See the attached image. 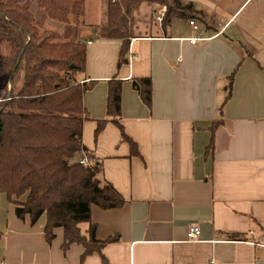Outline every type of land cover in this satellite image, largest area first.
Segmentation results:
<instances>
[{
  "label": "crops",
  "instance_id": "crops-1",
  "mask_svg": "<svg viewBox=\"0 0 264 264\" xmlns=\"http://www.w3.org/2000/svg\"><path fill=\"white\" fill-rule=\"evenodd\" d=\"M88 1L84 23L62 26L86 47L84 70L72 77L93 82L82 97V143L124 198L117 208L91 205L90 220L97 239L118 240L104 247L105 261L94 252L81 262L80 245L61 249L62 228L47 243L45 215L34 224L16 217L0 192V264H264V0H182L200 13L167 26L155 17L150 33L129 38L119 65L121 41L90 26L103 19L102 0L94 22ZM113 77L122 81L120 122L138 155L105 113ZM132 77L150 78L149 108ZM191 226L200 228L196 241L186 239Z\"/></svg>",
  "mask_w": 264,
  "mask_h": 264
},
{
  "label": "trees",
  "instance_id": "trees-1",
  "mask_svg": "<svg viewBox=\"0 0 264 264\" xmlns=\"http://www.w3.org/2000/svg\"><path fill=\"white\" fill-rule=\"evenodd\" d=\"M35 1L51 20L82 24L86 0ZM104 1L107 25L96 35L121 41L118 65L126 62L129 17L141 3L166 6L163 26L174 18L188 20L200 13L191 2L182 0ZM85 53L84 41L61 40L57 32L41 30L27 5L0 0V77L5 98L0 101V192L15 205L16 217L28 216L34 224L45 215L43 236L47 243L54 238V229L62 228L61 249L65 251L72 243L80 245L81 262L94 252L105 261L104 247L118 240L117 235L102 240L95 237L91 205L110 209L124 204L122 195L105 179L102 162L82 143V125L88 119L82 97L93 82L81 83L72 75L84 70ZM231 77L225 100L231 93ZM131 82L149 108L150 78L132 77ZM121 84L116 77L108 81L105 113L118 126L131 152L138 155L136 143L120 122ZM107 120H96L94 137ZM219 123L214 121L211 129ZM84 155L94 157L93 161L81 163ZM83 223L87 224L84 230ZM239 236L229 234L231 239Z\"/></svg>",
  "mask_w": 264,
  "mask_h": 264
},
{
  "label": "rangeland",
  "instance_id": "rangeland-1",
  "mask_svg": "<svg viewBox=\"0 0 264 264\" xmlns=\"http://www.w3.org/2000/svg\"><path fill=\"white\" fill-rule=\"evenodd\" d=\"M7 2H11V3H16V4H25L28 6L29 10L31 11V13L33 14L34 17V23L41 29V30H53L55 32L58 33V35L60 36L61 40H73V34L71 32H68V28H73L70 27L69 25H63L65 26L66 30L68 33H64L62 31L63 26L62 23L54 21L49 19L44 11L37 5L35 0H5ZM99 0H89L88 3L90 5H88L87 7V12H88V19L89 21L94 22L97 17H96V4ZM101 1V0H100ZM102 5H103V19H99L97 20L98 23L95 24H91V27H95L93 29H95L96 34L98 33V29L106 26L107 25V15H106V1L102 0ZM86 3V1H85ZM85 6V4H84ZM166 10V6L165 5H160L158 3H149V2H143L139 5V7L132 12L131 16L129 17V21H128V33L130 36H132L135 33H150V31L152 30L149 26L150 23H153L156 19H157V11H161V10ZM101 8L99 7L98 12H100ZM138 10L139 13H138ZM155 11L156 15L153 14ZM84 12V9H83ZM87 15V13H86ZM156 17V19H155ZM82 20V19H81ZM71 22L68 23H73L72 20H70ZM75 23V22H74ZM78 23V22H77ZM82 23H84L82 21ZM81 24V23H80ZM92 29V30H93ZM2 82H3V77H0V101H2L4 98V91H1V87H2ZM8 89H10V84L8 83Z\"/></svg>",
  "mask_w": 264,
  "mask_h": 264
},
{
  "label": "built area",
  "instance_id": "built-area-1",
  "mask_svg": "<svg viewBox=\"0 0 264 264\" xmlns=\"http://www.w3.org/2000/svg\"><path fill=\"white\" fill-rule=\"evenodd\" d=\"M164 11L165 9L164 10L162 9L161 11H159L160 15L157 17L159 21L162 19ZM189 23L194 27V29L196 28V25L194 24L193 21H190ZM93 159L94 157L92 156L84 155V157H82L79 161L81 163H85L88 161H93ZM199 235H200V228L198 226H191L188 228L186 232V239L188 241H196L198 240ZM262 245L264 246V242L262 243ZM1 264H12V263L9 261H2ZM207 264H212V261L208 262Z\"/></svg>",
  "mask_w": 264,
  "mask_h": 264
}]
</instances>
